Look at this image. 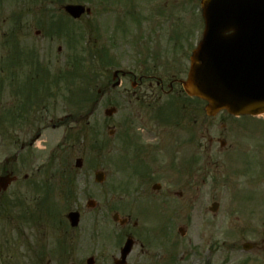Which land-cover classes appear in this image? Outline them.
<instances>
[{
    "label": "flooded vegetation",
    "instance_id": "1",
    "mask_svg": "<svg viewBox=\"0 0 264 264\" xmlns=\"http://www.w3.org/2000/svg\"><path fill=\"white\" fill-rule=\"evenodd\" d=\"M42 3L43 0H0V126L4 129L0 264H66L72 252L69 241L68 247L66 240L61 247L57 238L60 180L67 179L68 189L74 183L71 158L76 119L72 112L62 114L61 107L66 104L67 85L75 72L60 71L58 59L53 58L62 52V46L54 53L52 46L43 48L40 38L67 41L66 49L71 53L73 38L70 31L57 28L59 17L53 11L47 16L43 10L38 14L43 6H37ZM143 19L144 27H136L141 34L136 35L135 53L143 49L146 57L164 62H155L142 72H136L135 67L128 71L115 68L107 83L115 89L123 87L125 81L131 82L132 95L126 96L141 103L148 116L139 111L140 107H132L128 114L121 111L118 129L112 136L118 146L117 159L110 161L118 175L114 184L137 193L133 206L138 220L139 214H146L145 208L151 205L159 204L171 212L168 204L181 201L183 194L175 189L172 173L199 175L211 163L218 176L225 173L221 163H227L228 181L218 185L225 189V197L213 201L217 207L212 229L226 233L223 235L228 238H251L239 243L231 241L226 248L230 254L256 251L264 255V114L253 116L227 110L208 114L205 101L189 95L183 87L199 32L191 44V38L180 27L167 39L171 45L166 49L160 46V40L152 44L157 41L151 37L153 23ZM133 20L136 23L139 18ZM104 53L111 57L106 49ZM108 60L106 67L115 65L114 57ZM124 90L130 93L128 88ZM141 90L146 91L144 95L138 94ZM131 215L124 217L127 222L120 224L122 227L128 226ZM137 224L133 222V226ZM129 235L132 234L126 237ZM213 244L212 241L208 253L214 252ZM144 250L141 244L142 253ZM213 259L205 258L204 264H213Z\"/></svg>",
    "mask_w": 264,
    "mask_h": 264
},
{
    "label": "rangeland",
    "instance_id": "2",
    "mask_svg": "<svg viewBox=\"0 0 264 264\" xmlns=\"http://www.w3.org/2000/svg\"><path fill=\"white\" fill-rule=\"evenodd\" d=\"M87 1L43 0V3L37 6H43L38 14L43 10L44 16H47L53 11L55 16L64 18L66 28L75 39V45L74 40L73 42L71 40L73 47L71 53L66 49L67 41L40 38L43 48L46 49L47 45L52 46L54 53L57 52L58 46H62V52L53 58L58 59L56 62L60 71L76 72L75 78L72 77L67 85L66 104L61 107L62 114L72 112L76 119L74 156L71 158L72 166L74 165L72 171L74 183H71L68 189L67 179L60 180L58 191L60 238H56L66 240V247L69 246V241L72 248L66 264H87L90 256L95 257V264H113L112 258L118 256L119 245L124 242L128 233L138 241L131 253L129 264H201V262L204 264L205 258L211 256L214 258L213 264H261L264 255L260 252L230 254L225 248L231 241L239 243L251 238L240 239L235 235L228 238L223 235L226 233L221 231L216 233L212 229L214 219L209 207L222 195L225 197V189L218 188V185L225 180L228 181L229 175L225 167L228 166L227 163H221V171L225 173H218V176L211 163L205 165L203 173L199 175L172 173V182L176 183L175 189L181 190L183 194L181 201L172 198L174 201L167 207L171 212L159 204L151 205L148 209L145 208L146 214H139L138 220L133 206V198H138L137 193L132 190H121L114 184L118 175L110 161L117 159L118 146L117 140L109 135V131H117L121 111L128 114L132 107L136 109L140 107L142 109L139 111H143L146 118L148 116L141 103L134 102L133 96L132 98L126 96L132 95L131 82L125 81L123 87L115 89L109 87L107 83L111 80L115 68L128 71L135 67L136 72H142L155 62H164L146 57L142 53L143 49L141 53L137 55L135 53L138 43L136 35L138 32L141 34V31L137 32L136 29L144 27L146 21L143 18H149L153 23L151 37L157 41L150 43L157 45L160 40V46L168 49L171 44L167 39L182 27L184 34L190 36L188 39L191 38L192 44L194 35L202 30L200 0ZM68 3L86 4L92 8V13L83 15L79 20L62 15L63 5ZM133 18H139V21L135 23ZM105 27L111 36L108 35L107 39L105 34L108 32L105 33ZM101 49H106L110 56L115 58V65L108 67L103 65L104 54H101L103 53ZM72 60H75L74 63ZM124 87L128 88L130 93L126 92ZM145 92L141 90L138 94L144 95ZM112 106L117 107L118 112L108 117L104 111ZM0 127L1 159L4 153V129ZM207 139L208 137L204 138L205 146L208 143ZM211 154L213 155V151ZM77 158H82L84 162L80 169L75 167ZM98 170L106 171L108 174L107 180L102 184L94 180V173ZM217 177L221 180H216ZM91 198L97 202L93 208L87 207V201ZM73 210L81 212V224L76 229L67 225V229V214ZM116 212L120 213L122 218L133 214L128 226L115 224L112 217ZM124 220L127 222L126 218ZM135 221H138V224L133 226ZM181 225L186 228L185 234L175 235L174 228ZM212 241L214 252L211 254L208 250ZM141 244L145 248L144 253L141 251Z\"/></svg>",
    "mask_w": 264,
    "mask_h": 264
},
{
    "label": "water",
    "instance_id": "3",
    "mask_svg": "<svg viewBox=\"0 0 264 264\" xmlns=\"http://www.w3.org/2000/svg\"><path fill=\"white\" fill-rule=\"evenodd\" d=\"M202 4L206 26L184 82L187 92L207 100L209 112L223 108L264 112V0H203ZM65 8L74 17L90 11L83 5ZM81 165L82 160H77ZM96 177L102 181L103 174L97 172ZM71 218L77 225L79 214Z\"/></svg>",
    "mask_w": 264,
    "mask_h": 264
}]
</instances>
